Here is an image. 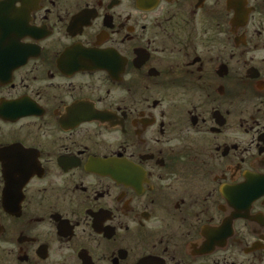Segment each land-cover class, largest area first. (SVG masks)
I'll use <instances>...</instances> for the list:
<instances>
[{
    "label": "flooded vegetation",
    "instance_id": "obj_1",
    "mask_svg": "<svg viewBox=\"0 0 264 264\" xmlns=\"http://www.w3.org/2000/svg\"><path fill=\"white\" fill-rule=\"evenodd\" d=\"M0 264H264V0H0Z\"/></svg>",
    "mask_w": 264,
    "mask_h": 264
}]
</instances>
